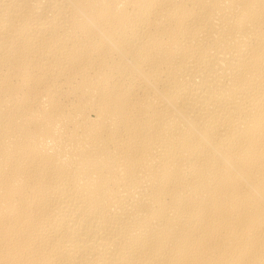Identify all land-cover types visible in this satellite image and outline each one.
I'll list each match as a JSON object with an SVG mask.
<instances>
[{
  "label": "bare ground",
  "instance_id": "bare-ground-1",
  "mask_svg": "<svg viewBox=\"0 0 264 264\" xmlns=\"http://www.w3.org/2000/svg\"><path fill=\"white\" fill-rule=\"evenodd\" d=\"M0 264H264V0H0Z\"/></svg>",
  "mask_w": 264,
  "mask_h": 264
}]
</instances>
